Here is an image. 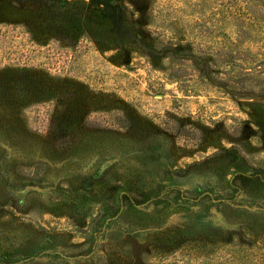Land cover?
<instances>
[{"label": "rangeland", "instance_id": "374dc122", "mask_svg": "<svg viewBox=\"0 0 264 264\" xmlns=\"http://www.w3.org/2000/svg\"><path fill=\"white\" fill-rule=\"evenodd\" d=\"M109 1L103 46L1 18L0 67L55 83L0 77V264H264V0Z\"/></svg>", "mask_w": 264, "mask_h": 264}, {"label": "trees", "instance_id": "16d2710c", "mask_svg": "<svg viewBox=\"0 0 264 264\" xmlns=\"http://www.w3.org/2000/svg\"><path fill=\"white\" fill-rule=\"evenodd\" d=\"M122 7L119 3L115 4L109 0H90L88 5L81 3L80 6H72L68 0H0V21L3 20L1 18L7 9L19 8L27 14L38 18L36 23L26 25L34 40L53 39V41H59L60 43L61 41L73 42L78 41L81 35L90 34L99 46H103L98 37V33H100L98 27L100 25H112L115 29L122 27L121 17L117 16V13H122ZM82 15H84L85 20L80 26L79 16ZM100 19L107 20L109 23L101 22ZM36 35H40L41 38L38 39ZM33 69L30 71L26 65L9 64L0 67V77L5 78L4 80L7 84L26 85L29 90L31 85H53L55 83L52 82L47 73L38 70L33 71ZM26 70L27 72H25ZM89 95L91 94L86 93L82 98L90 101ZM95 101L93 99V104H95ZM78 102L81 103V101ZM256 177L253 174H239L235 177L233 186L235 189H241L242 186H250ZM139 197L147 200L150 197V193L140 192ZM121 199L123 201L119 206L107 207L111 217L107 218L102 215L95 223L96 227H101V224H104V220L108 219L106 221L109 222L108 226H115V224L119 226L115 229L116 233L119 232L123 236L128 235L130 232L126 225L128 223V214L124 213V209L130 211V207L135 206L133 202L139 198H136L135 195L125 194ZM121 225H125L126 229H120ZM96 233L98 231L95 232V236L97 235ZM94 235H92V239H95Z\"/></svg>", "mask_w": 264, "mask_h": 264}]
</instances>
